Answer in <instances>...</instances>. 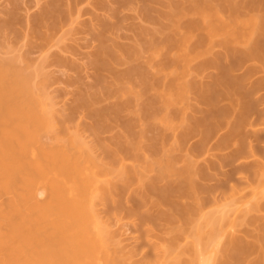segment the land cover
<instances>
[{
	"label": "bare ground",
	"instance_id": "bare-ground-1",
	"mask_svg": "<svg viewBox=\"0 0 264 264\" xmlns=\"http://www.w3.org/2000/svg\"><path fill=\"white\" fill-rule=\"evenodd\" d=\"M63 1L67 2L65 12L62 11ZM114 1L124 6L137 0ZM140 1L141 18L155 27L137 28L134 43L115 49L116 45H104L106 26L100 23L103 30L95 35L99 47L89 62L95 69L97 83L77 98L67 118L72 120L74 114L85 112L93 119L91 128L97 135L114 123L121 126L112 148L101 145L104 154L101 159L85 148L76 129L70 132L62 122H57L58 129L56 122L53 123L55 118L50 114L53 107L50 106V110L45 107L40 87L32 81L40 75V70L20 67L17 57H0V264H264V164L255 171L258 173L249 185V197L241 205L244 209L236 215L239 219L229 220L224 211L215 215L199 212L203 210V199L197 183V163L186 154L183 164L177 165L174 154L181 150L182 144L176 143V139L166 144V130L173 131L177 127L181 129L178 141H183L185 135L195 130L205 129L207 132L203 136L206 137L207 128L212 124L208 120L214 119L211 114L218 107L219 99L237 101V96L247 95L243 89L246 76L234 78L231 73L234 64L237 65L236 60L240 63L255 61L264 66V0L254 3L168 0L165 11L156 16L151 6L159 0ZM74 2L77 0H48L43 2L37 15L27 18L28 23L24 21L27 26L29 24L32 38L41 42L33 45L36 49L48 47L53 40L50 32L59 28L58 20L66 19L65 15L71 13L72 4L75 5L72 11L76 9ZM7 15L0 30L13 29L15 14ZM215 47L224 51L223 58L219 55L211 61H203L197 69L202 70L207 65L217 67L220 75L213 77L207 86L189 80L187 75L193 73L191 63L211 56ZM62 59L55 58V62L66 65V60ZM225 59H234L233 66H222L220 62ZM124 64L129 67L118 72L116 68ZM105 73L110 74L111 82L106 81ZM193 91L198 94L196 99L211 109L207 113L210 115H202L203 119L185 117L184 106L188 107ZM111 97L122 99L114 105L99 106L101 101H109ZM245 113L231 125L229 122L226 137L240 133L245 125ZM209 116L211 118H207ZM174 121H178V126ZM137 126L139 132H136ZM54 130L55 136L51 139L49 134ZM153 130H157V134H150ZM44 134L51 141H43ZM242 140L238 150L243 148ZM127 160L132 164L126 165ZM229 160L227 157L225 161ZM148 173L153 177L149 179ZM129 188L132 191L129 200L134 207L126 208L127 214L138 215L140 221L150 223L148 231L155 229V232L162 223L166 226L158 229L162 230L159 231L161 238L158 244L151 246L154 250L151 258L135 260L133 252L118 249L120 243L111 223L108 218H100L95 210L94 200L97 199L104 204H114L113 209L110 208L114 213L123 210L128 201V197L123 200V194ZM42 194L43 200H39ZM147 204L157 212L154 216L142 214L140 209ZM244 225L252 227L254 233L250 231L239 236L232 231ZM187 230H191V235ZM184 235L192 239L187 242L190 246L180 245L184 238H179ZM184 249L193 254L187 258L189 254Z\"/></svg>",
	"mask_w": 264,
	"mask_h": 264
},
{
	"label": "rangeland",
	"instance_id": "rangeland-1",
	"mask_svg": "<svg viewBox=\"0 0 264 264\" xmlns=\"http://www.w3.org/2000/svg\"><path fill=\"white\" fill-rule=\"evenodd\" d=\"M96 1H98L99 4H96L95 3ZM241 1H243L244 3L246 2L254 3V1L257 2L259 0H241ZM43 2H48V0L47 1L39 0V2L38 0H0V26L7 19L6 18L8 17L7 14L14 13L16 17V19H14L13 21V29L11 31L0 30V35L2 33V35L0 36V57L6 59L10 57L11 58L17 57V59L19 58L18 64L20 65V67L22 68L30 67V69L32 67L33 70L35 68L40 70V75L35 76L33 78L34 80L32 81L34 85L40 87L41 98L43 99L42 101L45 107L49 108V110L51 107H53L50 110L52 113L48 111L50 114H53V117L51 118H55L52 119V121H54L53 123L55 124L56 122L55 125L56 127H58L60 122H62L61 125L69 128L70 132L75 131L76 129L77 135L78 132L80 134L79 137L81 138L82 143H84V145L87 146L85 148L92 153L95 152L94 154H96L97 157L100 156L101 159V157H104L102 156L104 154L101 145L103 146L109 145L108 147L112 148L113 147L112 143H114L113 139L115 135L117 136L121 132V126H118L116 123H114L109 127L110 129L107 128L101 131L99 135H97L94 132H92L93 130L91 127L93 125V119L85 112L82 113V111H79L78 114L76 113L72 116L74 117L72 120L67 119L68 115L70 114V109L75 104L77 98H79L80 95L84 93V91L89 90L90 87L91 88L95 87L97 83L95 81V72H94L95 69L89 63L92 59L91 55H93V53L99 47L98 44L99 42L95 40V35L97 34V32L99 33V31L102 32L103 30L102 24H105L106 29L107 27L109 29L106 30L104 28L105 26H103V28L105 29L103 30V34L105 35V36L103 35L104 45L105 44L106 46L111 45V47L116 45L115 49H117V47L119 49L120 46L121 47L123 45L129 46L135 42L136 40L135 36L138 33V29L142 28L143 26L152 29L155 26H153L154 24L150 25L151 23L148 24L147 22H145L143 18H141L142 16L140 14V9L142 8V2L140 0L134 1L133 3H131V5L129 4L124 6L117 5V3L114 0H77V2L74 3L77 5L75 8L78 11L76 9H75L76 12H74L75 10L72 11L75 6L72 4V10L70 14L72 15L74 13L75 14L72 17L69 16L70 14H67V17L65 15L64 18H66L67 20L66 19L58 20L59 22L57 27L59 28H56L57 30L55 29L54 32L53 31L50 32L51 36L53 37L52 38L53 40L49 43L50 46L48 45V47L46 46V48L39 50L36 49L35 46L40 44L41 42L39 40L37 41V38L35 37L32 38L31 32L29 33L31 29L29 28V24L27 26L26 23H28L27 18L29 16H30L29 19H31L32 15H34L35 13H36L35 15H37L38 14L37 12H39V10L41 11V8L44 6ZM101 2L104 4H102ZM167 2L168 0H159L158 2L152 4L151 7H152L153 15L156 16L157 14L165 11V3ZM66 3L67 2L63 3L62 11L64 12L66 11L65 9ZM94 3L97 6H95ZM100 3L102 5H100ZM35 5L37 6L35 7ZM9 11L11 12L9 13ZM249 14H253V13H249ZM242 16L244 18L246 17L244 13L242 14ZM60 21H61V25H60ZM13 30H15L16 32L15 31L13 32ZM3 35L5 36L3 37ZM34 44L35 46H33ZM29 45L31 47H29ZM221 53L224 55V51L222 49H220L219 47H215L212 50V54L210 53L211 56L208 55L209 57L207 56V58H205L206 56H204L201 57L202 59L199 58L200 60L199 59L194 60L190 65L193 70V73H190L191 75L189 74L190 75L189 77L187 75V78L191 81H193L194 79V81H196L197 83L204 84L203 86L210 85L211 82L213 81V77L215 78V76L220 75V71L217 69V67H213L209 65H207V67L205 66L206 68L202 70L200 69L198 70L197 67L199 64L201 65L203 61L207 62L206 60L209 59H210L209 61H211L214 57L216 58V56L219 57L220 55L223 58ZM54 57L61 59L63 58L62 59L63 61L66 60L64 61V64L66 63V65H61L63 63L60 64L56 63ZM46 59L47 61L44 62L43 60ZM229 59L228 60L225 59V61L221 60L222 61L220 62L221 65L233 66L232 63L235 62L234 59H236V57L233 60H229ZM157 60L159 62L161 59L159 60L158 58ZM236 63L237 65L234 64L235 66H233L232 69L233 73L231 74H233L232 77L234 78L246 76L243 89H245L244 92L247 91L246 92L247 97L245 95H239L237 96L238 98H236L237 101H235V99L234 100L232 99L234 102L231 101L230 99L226 100V98L219 99L220 101L217 102L218 107L215 106L216 110H213L215 113L212 112L214 115L211 114V117L213 116L215 120L210 116L207 117V118H211L208 121L209 122L211 121L210 123L212 124L210 123L209 124L212 127L210 126L211 129L207 128L209 132L207 133L206 137L203 135H205L207 131H205L203 127L206 126L208 127L209 126L207 125L208 122L206 123V126L201 127L203 129V131H201L202 133L199 130H195L196 133L195 131H191L187 135H185L186 138L184 137L185 140L183 139V141L180 140L178 141L181 135L180 128L177 127L178 130L173 129V131L171 129L170 131L166 130L167 145L175 142L176 140H177L176 143L182 144L181 150L176 151L174 154L176 163L177 162L179 163V164L177 163V165L181 166L183 164L182 163L183 157L185 158L186 154L190 155L197 163V170L199 169L197 172L198 173L197 176H199L197 177V183L199 185L198 187H200L199 188L200 197H202L201 199H203V202H201L203 204L202 206L203 210L199 212H202V214L212 213L215 215L219 213V211L220 212L224 211L226 212V215L229 217V220H234L236 218V215H238V212L240 211L242 212V210L244 209L243 206L241 205L246 201L245 199L249 195V192H251L249 190H251L250 186L253 183L252 181L253 177L255 176L256 173H258V172L255 173V171H257V169L260 170L261 167L263 166L262 163L264 164V66L263 65L261 66L255 61L252 62L245 61L243 63H240L238 62V60H236ZM124 66L125 64L123 65V67L121 65L120 68L118 66L116 70L118 69L117 71L122 73V71L123 72L124 70L126 71V69L129 67V65L128 67L127 66L124 67ZM104 76H106L104 77L106 81L109 80L108 82H111L110 79H112V77L110 76L109 73H105ZM194 92L196 91H193L192 93L190 92L191 94L189 95L190 97L187 104L188 107L184 106V110L186 112V113L184 112L185 117L186 119L191 118L189 120L201 119L202 117H204L202 115H204L205 113H206L205 114L206 117L208 111L211 110L205 102L203 101L201 102L200 100H198L199 98L196 99V97H198V94H196L197 92L196 93ZM111 98L108 99L109 101H107V99H105L106 101H101L99 106H101L102 108V107L114 105L117 102L119 103L122 99L119 97H111ZM238 99L240 101H238ZM99 106H97V109L100 108ZM95 107L94 109H96ZM242 110H244L247 113V115L246 113L244 115V117L246 118L245 125L243 124L242 127L240 128L241 131L239 130L240 131V133H238L239 135L238 134L232 135L231 137H229L230 138L229 140V138L226 137L228 136L229 133L228 127L230 128V125L237 120L239 115H241L244 112ZM220 113H224V115L223 114L221 115ZM215 114L218 116L220 120L218 118L216 120ZM124 115L126 117V115L128 114L125 113ZM178 121L177 122L174 121L176 123L175 126H178L177 125ZM74 122L75 123L77 122V124H75ZM156 126L159 130L160 127L158 125ZM55 130H57V128ZM55 130L51 133L49 132L50 134L49 133L46 134L47 135L49 134L50 137L51 136L54 137L55 135H53V133H55ZM139 131L140 128L139 127L136 128V132ZM156 131L157 130H153V132H151L150 134L155 135L154 133H156ZM47 135L46 136L45 134L43 135V141L50 140ZM227 139L228 141H226ZM240 140L244 142L243 143L241 141L243 147L242 150H240L241 146H239ZM238 148L240 149L238 150ZM145 153L146 152H144L143 154ZM227 157L230 158L229 162L225 161ZM104 159L105 158H103L102 160ZM257 162L261 164V166L258 165ZM125 164L130 165L132 164V162L127 160L125 161ZM253 171H254V175H253ZM151 174L152 173L150 174L148 173V175H150L149 179L153 177V176L151 177ZM165 181L164 183H167V181H171V179L170 180L168 179L166 182ZM161 183L162 182H160L159 184L161 185ZM164 183H162V185H164ZM128 190H126L124 194L123 193L122 194L124 195L123 200L124 199L126 200V198L128 197L127 203L128 202L129 203L125 204L123 202L125 204V208L123 210H120L119 209L120 207H118L119 213L117 212L116 209H114L116 210L117 215L115 214L116 212L114 213L113 211H111V209H113L111 207H113L114 204L113 205L110 203L107 204L106 202H105L106 204H104L103 200H101L102 202H100L98 199L96 200V202L94 200L95 207L97 208L95 209L94 207V209L97 210V214L100 218L103 219L108 218V221L112 225V230L116 235V239L120 243L119 246H117L118 249H120L125 253L133 252L135 255V260L137 259L139 260L141 258L144 259L145 257L148 258L152 255V253H154V250L151 249V246L153 247L155 244H158L160 241L161 235L159 231L162 230L158 231V229L161 228L164 229L166 228V226H164L163 225L164 223L161 222L162 223V225H160L161 228H156L155 232H153V230H155L153 228H151L153 230L149 229L148 231V228L151 227L150 223L145 222L150 225L149 226L146 224L147 225L146 226L144 222L140 221L138 215L137 216L133 215L134 217L132 215H128L126 212V208H129L132 205H133L132 208L134 207L133 202L129 200L130 196H128L132 194V191L130 190V188ZM39 197L42 198V199L39 198V200H43L44 195L43 194L42 196L39 195ZM230 197H232L231 200L229 199ZM109 204L112 206H110ZM262 204L264 205L263 202ZM149 205L147 204L145 207H142L140 210L142 211V214L145 212L147 213V215L149 213L150 215L152 214V216H154V214H156L157 212L151 209L152 207L150 208ZM129 210L130 209H128V212ZM120 214L121 216H119ZM199 215L200 214H198V217ZM144 216H146V214ZM236 219H239V217ZM246 226L247 227H245L244 225V228H242L243 226H240L241 228L237 226L239 227L236 228L237 230H235V228L233 230L232 229L230 230H232L235 234H238L239 236L240 235L244 236L246 235V233L250 231L253 232L252 227L248 228V225ZM189 231L187 230V233ZM189 233L188 234L191 235V232ZM181 238L184 239L181 240ZM179 239L181 240V242H179L181 246H186V244L189 245L187 242L188 241L190 242L192 240L190 237L187 238L185 235L184 237L181 236ZM191 246L193 245L191 244ZM187 250L184 249V251L189 254V256H187V258H189L190 255L193 254V252H190L191 250L190 251ZM185 252L184 254H186Z\"/></svg>",
	"mask_w": 264,
	"mask_h": 264
}]
</instances>
